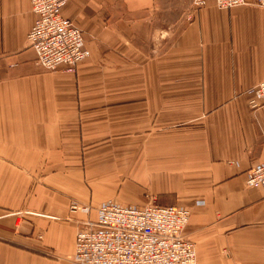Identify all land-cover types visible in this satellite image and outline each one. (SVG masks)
Listing matches in <instances>:
<instances>
[{"label":"crops","instance_id":"1","mask_svg":"<svg viewBox=\"0 0 264 264\" xmlns=\"http://www.w3.org/2000/svg\"><path fill=\"white\" fill-rule=\"evenodd\" d=\"M160 2L69 0L91 56L47 71L31 1L0 0V264H76L109 201L190 209L197 264H264V192L246 183L264 163V7Z\"/></svg>","mask_w":264,"mask_h":264},{"label":"built area","instance_id":"2","mask_svg":"<svg viewBox=\"0 0 264 264\" xmlns=\"http://www.w3.org/2000/svg\"><path fill=\"white\" fill-rule=\"evenodd\" d=\"M36 20L28 33L35 62L47 71H75L91 52L84 31L62 13L69 0H30ZM214 2L218 8L257 5L264 0H196L197 8ZM250 106H264V81L252 90ZM246 183L264 192V163L247 172ZM90 215V206L72 204L71 211ZM192 211L149 201L126 206L101 204L94 218L81 223L75 236L76 264H197V250L185 229Z\"/></svg>","mask_w":264,"mask_h":264},{"label":"rangeland","instance_id":"3","mask_svg":"<svg viewBox=\"0 0 264 264\" xmlns=\"http://www.w3.org/2000/svg\"><path fill=\"white\" fill-rule=\"evenodd\" d=\"M196 0H162V2H160V6L161 8H174L177 13V15H182V14H186V12H193L194 9L197 8L196 4H195ZM161 19H166L167 22L170 21H177V20H181V19H185V17H165V18H161Z\"/></svg>","mask_w":264,"mask_h":264}]
</instances>
